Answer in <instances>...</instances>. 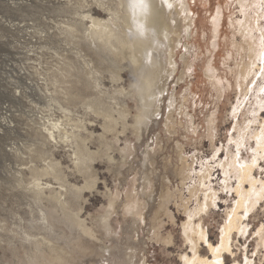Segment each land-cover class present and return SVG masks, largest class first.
<instances>
[{
    "label": "rangeland",
    "instance_id": "1",
    "mask_svg": "<svg viewBox=\"0 0 264 264\" xmlns=\"http://www.w3.org/2000/svg\"><path fill=\"white\" fill-rule=\"evenodd\" d=\"M161 1L170 19V36L173 37L171 53L173 59H171L175 63L172 70L168 62L169 47L165 39L159 50L162 65L159 76L164 79L163 86L166 89L164 101L161 103L162 109L156 114L149 111L150 119H155V123H151V127L143 134V141H137L136 135H133L129 129L125 134H119L118 144L124 145V136L127 137L126 142L131 149L133 144L137 145L141 142V145L136 146V153L133 156V167L140 169L144 163V146L149 148L148 145L152 142L150 137L160 132L164 148L156 157L160 163L155 160L158 172L162 170L161 164L174 163L175 154L172 148L175 141H178L182 145L183 155L189 158L187 162H191L194 171L208 161L207 164L212 167L211 183L219 189L222 172L217 166L218 159L224 160L226 156H232L237 152L231 138L236 137L239 129L248 122L250 123L249 131H253L259 125L258 120L264 117V103L261 108L257 106L258 99L261 98L264 101V93L258 90L259 86L263 85L264 78L258 74L242 90L237 84V69L241 62L247 59L239 47L244 44V41L241 34H238L237 27L242 19L254 21L256 18L258 27L253 28L252 39L258 48L259 40L262 39L264 42L261 34L264 31V0H184L183 4L180 3L182 0H171L167 3L164 0ZM88 9L94 16L107 17V12L97 0H0V264H29L26 253L29 242L24 231L29 230L32 239L45 237L44 235L48 232L41 220L40 208L48 207L49 202L47 200H44L42 204L35 202L31 191L26 189L31 187L29 166L34 163L42 165L48 160V158L45 160L36 158L30 151L39 142L40 137L36 133L38 128H41V123L44 121L43 115L49 103L48 93L44 89L43 75L39 72L42 73L47 67L56 64L59 58L58 52L76 57L79 62H82L70 37L62 33L61 28L66 22L81 19L82 12ZM216 15L219 20L214 33L213 22L216 21ZM174 24H178L177 27H173ZM111 64L114 66V63ZM129 67L125 64L118 82L113 81L108 72L102 73L100 101L103 108L109 109L111 105L114 109L116 108L113 97L118 99L123 97L115 91L117 88L123 87L128 90L135 85V79ZM90 96L92 97V90H85L82 100L76 106H70L69 109L72 118L84 120L96 137L101 132V117L86 108V99ZM128 96L125 97L130 113L127 123L132 125L130 116L135 114L136 101L130 95ZM170 96H173L175 101L173 121L177 133L167 140L163 135L162 125ZM211 114L212 141L206 135V120ZM55 115L62 116V111L55 108ZM247 133L244 135L245 140L240 148L239 156L242 157L241 159L249 160L252 157L254 141ZM95 137L88 139V146L92 151H96L99 145ZM45 148L49 149L53 154L52 157L60 162L67 182L82 186L83 178L72 165L71 146L66 142L50 141ZM213 148L219 149L215 157H213ZM113 156L116 160H121L117 152H113ZM127 160L129 161L130 157ZM92 164L97 173L96 184L92 188L82 190L80 199L74 205V211L79 215V219L87 225L95 222L98 215L104 212L108 191L124 197L133 190L131 178L134 171L127 165L121 168V176L117 166L110 167L104 158L97 157ZM260 166L261 169L257 170L259 172L256 170L255 172L264 177V158L261 159ZM119 175L120 179L117 178ZM18 177L23 180L21 184L17 181ZM124 177L126 181L123 180ZM169 179L171 188H174L178 180H175L172 175H169ZM41 182L43 186L46 184L49 187L60 188L51 176L43 177ZM231 182L233 184L235 180ZM182 190V196L187 198L186 188ZM157 191H159L158 184ZM174 192L178 194V191ZM177 196L171 197L167 203L174 220L160 216V227L157 229L159 239L156 234L145 232L147 226L143 231L139 230V239L142 238L144 242L140 243L138 252L140 256H144L145 264H180L179 254L189 252L180 230V224L185 219V215L174 205ZM233 201L232 191L219 190L216 206L209 208L202 216V225L207 231V237L214 244L218 243L220 229L226 219V210L232 206ZM193 205L194 203L191 202L190 206ZM121 218V215L115 212L109 218L112 228L110 237L113 239L123 237L121 229L123 219ZM244 222L247 225L246 232L237 236L234 234L233 252L239 262H242L246 256L252 260L253 264H257L263 252L261 249L255 252L254 232L260 224L264 223V199L259 202L253 212L248 213ZM57 226L66 236H69L68 239L77 237L69 221L60 222ZM168 233L173 239L169 247L160 239ZM82 239L90 243L86 237ZM59 241L62 240L59 239ZM100 242L105 246L110 244L113 246L112 240L103 238ZM93 243L96 244L91 241V244ZM78 253V259L76 258V261L70 264L91 262L110 264L109 260L100 261L103 259L95 252L87 253V255L80 251ZM200 253L208 255L204 244L200 246ZM223 255L226 263L232 261L233 257L228 252H224ZM105 256L109 257L107 254Z\"/></svg>",
    "mask_w": 264,
    "mask_h": 264
},
{
    "label": "bare ground",
    "instance_id": "2",
    "mask_svg": "<svg viewBox=\"0 0 264 264\" xmlns=\"http://www.w3.org/2000/svg\"><path fill=\"white\" fill-rule=\"evenodd\" d=\"M164 1L167 3L171 0ZM97 2L107 12L106 18L94 16L88 9L82 14L80 13L81 19L66 22L61 28L62 33L70 37L74 49L82 58L83 63L79 62L76 57L73 58L58 52L59 58L56 64L47 67L42 73L39 72L43 75L44 89L48 93L49 103L45 115H43L44 121L41 123V128H38L36 133L40 137L38 138L39 142L30 151L34 157L41 160L48 158V160L42 165L34 163L29 166L31 187L26 189L31 191L35 202L42 204L44 200H47L50 205L40 208L41 220L48 230L45 237L32 239L29 230L24 231L29 242L26 247L29 264H70L74 260L76 261L79 256L78 251L82 254L86 253V255L95 252L103 259L100 261L109 260L110 264H145L144 256H140L138 252L140 243L144 242L142 238L139 239V230L143 231L147 226L146 233L152 232V234H156V237L159 236L157 229L160 227V216H165L171 221L174 220L167 203L171 197L175 198L178 194L174 205L177 210L181 209L185 215V219L181 221L180 230L181 237L189 249L188 253L179 254L180 264H253L252 260L246 256L242 262L236 259L232 240L234 234L236 236L245 234L247 228L244 222L245 217L248 213L253 212L259 202L264 199V177L255 172V170L261 169L260 161L264 158V117L258 120L259 125L253 131H249L250 123L248 122L239 129L236 137L231 138L237 152L232 156H226L224 160L218 159L217 166L222 172L219 189L211 183L212 167L207 164L208 161L204 164L201 163L200 168L194 171L191 162H187L189 158L187 159L183 155L182 145L178 141H175L172 148L175 154L174 163L161 164L162 170L158 172L155 160H157V154L164 148L160 132L150 137L152 142L148 145L149 148L144 146V163L141 168L133 167L136 146L141 145V142L137 145L133 144V149H131V146L126 142L127 137L124 136V145L120 146L118 144L119 134H125L126 130L130 129L131 133L136 135L137 141H143V134L151 127V123H155V119H150L149 111L156 114L162 109L161 103L164 101L166 89L163 86L164 79L159 76L162 69L159 50L165 39L169 47L168 62L171 69L174 68L171 57L173 37L170 36V19L161 0H97ZM182 2L184 0L180 1L181 4H183ZM174 3L177 4V2ZM175 13L177 14V12ZM217 15L215 16L217 17L216 21L213 22L214 33L219 20V15ZM246 20L242 19L243 22L240 20L237 27L238 34H241L244 41V44L239 47L247 57L237 69L238 78L235 74L240 90L246 87L258 74L264 78V42L260 39L257 48L252 39L253 28L258 27V21L256 18L254 21ZM177 25L174 24L173 27H177ZM261 34L264 38V31ZM178 37L180 38L181 35ZM111 63H114V66ZM125 64L130 66L135 85H132L133 88L128 90L123 87L117 88L115 91L122 94V99L113 97L116 108L114 109L111 105L109 109H105L100 101L102 73L108 72L112 80L118 82ZM163 71L167 70L163 69ZM234 82L236 83V81ZM155 84L157 85L155 86ZM259 88L258 90L264 93V80L263 85ZM85 90H92V97L86 99V108L101 117V132L96 137L84 120L74 119L70 115L69 107L76 106L82 100ZM128 95L136 101L135 114L130 116L132 125L127 123L130 113L125 97ZM174 102L173 96H170L167 107L165 106L162 129L167 140L177 133L173 121ZM263 103L261 98L258 99V108H261ZM55 108L62 111V116L56 117ZM206 124V135L212 141V134H210L213 131L212 114L207 118ZM186 128L188 130V127ZM245 133L249 134L254 141V148L251 150L252 157L249 160L241 159L242 157L239 156L240 148L245 140ZM93 137L98 140L99 144L96 151L90 150L88 146V139ZM50 141L66 142L71 146L72 165L83 178L82 186L67 182L60 162L56 161L52 157V152L45 148V145ZM218 151L219 149H214L213 157L217 156ZM113 152H117L121 160H116ZM97 157L104 158L110 167L117 166L119 173L125 165L133 169L134 175L131 178L133 190L124 197L108 191L106 194L107 206L104 212L100 216L98 215L95 222L87 225L79 219V215L74 211V205L80 199L82 190L92 188L96 184L97 173L92 163ZM158 162L160 163V161ZM120 175L117 177L118 179H120ZM169 175L178 180L174 188L170 186ZM46 176H51L56 180L60 188L56 189L46 184L43 186L41 180ZM17 179L19 184L23 182L21 177ZM233 179L235 182L232 184L231 180ZM123 180L126 181V177ZM157 184L159 191L156 192ZM124 188L126 189V187ZM183 188H186L187 198L182 196ZM175 190L176 193L178 191L177 195ZM219 190L232 191L234 201L232 206L226 210V219L220 229L218 243L214 244L207 237V231L202 225V216L209 208L216 206ZM191 202L194 203L193 206H190ZM113 212L120 214L123 219L122 238L113 239L110 237L112 228L109 218ZM66 221H69V224L72 225L71 229L76 232L75 239H68L69 236H66L63 230L58 229V223H66ZM254 235L256 238L255 252L260 249L263 252L257 264H264V223L258 226ZM82 237H86L90 243L84 241ZM103 238L112 240L113 246L111 244L105 246L100 242ZM59 239L62 241L60 242ZM157 239L159 238L157 237ZM160 239L168 247L173 242L170 233L161 236ZM91 241L96 244H91ZM201 244L205 245L208 255L200 253ZM224 252H228L233 257L231 262L224 261ZM105 254L109 257H106Z\"/></svg>",
    "mask_w": 264,
    "mask_h": 264
}]
</instances>
